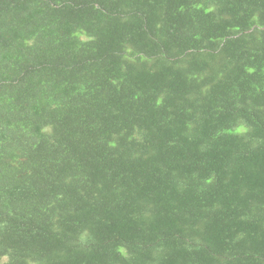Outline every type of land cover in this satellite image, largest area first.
Wrapping results in <instances>:
<instances>
[{
  "label": "trees",
  "instance_id": "trees-1",
  "mask_svg": "<svg viewBox=\"0 0 264 264\" xmlns=\"http://www.w3.org/2000/svg\"><path fill=\"white\" fill-rule=\"evenodd\" d=\"M0 264H264V0H0Z\"/></svg>",
  "mask_w": 264,
  "mask_h": 264
}]
</instances>
